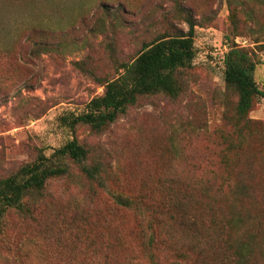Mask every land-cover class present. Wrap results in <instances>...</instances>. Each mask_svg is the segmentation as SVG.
I'll return each instance as SVG.
<instances>
[{
	"label": "rangeland",
	"instance_id": "rangeland-1",
	"mask_svg": "<svg viewBox=\"0 0 264 264\" xmlns=\"http://www.w3.org/2000/svg\"><path fill=\"white\" fill-rule=\"evenodd\" d=\"M248 1L237 0L236 30L225 0H0V177L75 137L87 146L88 163L100 164L103 181H90L71 163L67 175L48 179L40 195L25 199L29 214L8 211L0 264H172L169 251L187 247L186 231L175 221L163 225L161 241L168 238L151 260L140 243L139 210L186 195L184 205L198 207L208 239L212 215L194 184L202 179L211 194L226 174L246 185L240 214L255 217L247 229L255 234L252 253L243 264H264V95L241 125L236 97L223 81V57L233 43L255 54L254 79L264 92V7L239 5ZM177 3L195 22L196 52L178 75L179 94L143 96L99 133L60 126L58 116L101 94V82L142 42L187 31ZM237 127H248L246 139L228 152L226 138L237 141ZM225 156L232 158L229 171ZM111 193L146 203L121 206ZM215 196L211 212L223 218L226 201Z\"/></svg>",
	"mask_w": 264,
	"mask_h": 264
},
{
	"label": "trees",
	"instance_id": "trees-1",
	"mask_svg": "<svg viewBox=\"0 0 264 264\" xmlns=\"http://www.w3.org/2000/svg\"><path fill=\"white\" fill-rule=\"evenodd\" d=\"M225 2L229 8L228 18L233 28L237 30L238 2L237 0ZM250 3L264 7V0H249L247 4L243 2L239 5L243 7ZM177 5L178 13L183 15L188 25L187 31L162 34L142 42L134 57L120 62L115 74L101 82L100 85L103 86L101 94L92 97L79 111H65L58 116L60 126L72 131L76 126L84 125L91 131L99 133L143 96L163 94L173 98L179 94L181 85L178 75L181 70L191 67L196 52L193 43L195 22L188 8L180 3ZM243 12L247 20L252 18L253 13L250 9L247 8ZM259 41L262 42L264 39ZM253 54L248 49L232 43L223 57V81L226 88L236 97V123L241 125L248 122V113L264 95L254 79V70L259 62ZM246 132L248 127H237V141L232 143V138H226L225 149L228 152L242 149L241 143L246 139ZM236 154L237 152L233 155ZM88 155L87 146L80 143L77 138H66L49 154L46 155L39 150L32 161L22 164L15 172L0 177V230L8 211L13 210L19 215L29 214L30 207L25 199L40 195L48 179L67 175L71 163L78 167L85 178L103 186L101 166L99 163H88ZM231 159L225 156L222 161L226 171L233 168ZM205 183L201 179L194 185L198 190V199L205 202L209 215H212L208 224L212 232L208 239L205 238L209 233L204 234V229L200 225L202 222L199 221L198 207L195 205L189 209L185 207L186 195L184 199L154 201L139 210L142 219L140 243L151 260L155 256L154 250L168 238L165 237V240L161 241L162 226L166 224L167 227L168 221L177 222L184 232L186 231L187 240V247L180 245L172 247L169 251L172 264L185 262L212 264L211 259H215L214 264H243L251 255L255 234L248 232L247 229L255 217H243L240 214L243 210L242 202L249 198L245 192V183L226 174L211 194V188L207 189ZM223 189L226 190L223 192ZM216 193L226 201L227 212L223 218L214 217L215 209L211 212L213 206H218ZM111 196L116 204L125 207L138 208L135 202L146 203V199L140 196L130 198L116 193H111ZM241 228L244 230L242 233ZM216 252L225 254L224 258L231 262H220L224 258L218 257Z\"/></svg>",
	"mask_w": 264,
	"mask_h": 264
}]
</instances>
